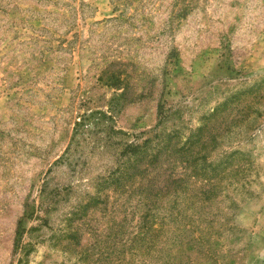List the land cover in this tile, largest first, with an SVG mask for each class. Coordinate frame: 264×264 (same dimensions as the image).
Segmentation results:
<instances>
[{
	"label": "rangeland",
	"instance_id": "obj_1",
	"mask_svg": "<svg viewBox=\"0 0 264 264\" xmlns=\"http://www.w3.org/2000/svg\"><path fill=\"white\" fill-rule=\"evenodd\" d=\"M155 174L264 264V0H0V264H112Z\"/></svg>",
	"mask_w": 264,
	"mask_h": 264
},
{
	"label": "trees",
	"instance_id": "obj_2",
	"mask_svg": "<svg viewBox=\"0 0 264 264\" xmlns=\"http://www.w3.org/2000/svg\"><path fill=\"white\" fill-rule=\"evenodd\" d=\"M192 184L191 174H155L143 181L138 188L142 198L137 229L132 236L115 240L112 264H124L126 253L131 255L130 264H219L220 238L225 230L233 234L234 228L209 210L214 186L196 190Z\"/></svg>",
	"mask_w": 264,
	"mask_h": 264
}]
</instances>
